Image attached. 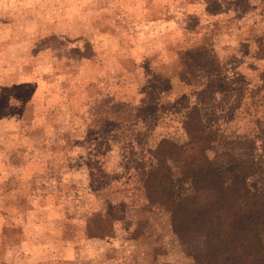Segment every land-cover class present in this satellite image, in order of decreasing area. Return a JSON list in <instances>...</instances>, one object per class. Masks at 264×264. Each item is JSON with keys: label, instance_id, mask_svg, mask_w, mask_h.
<instances>
[{"label": "rangeland", "instance_id": "rangeland-1", "mask_svg": "<svg viewBox=\"0 0 264 264\" xmlns=\"http://www.w3.org/2000/svg\"><path fill=\"white\" fill-rule=\"evenodd\" d=\"M263 9L0 0V264H189L175 244L154 257L143 229L169 237L172 225L136 184L154 167L167 180L170 156L184 172L213 135L240 160L228 177L209 171L213 186L246 211L228 184L244 168L264 188ZM159 140L162 167L148 158Z\"/></svg>", "mask_w": 264, "mask_h": 264}, {"label": "trees", "instance_id": "trees-1", "mask_svg": "<svg viewBox=\"0 0 264 264\" xmlns=\"http://www.w3.org/2000/svg\"><path fill=\"white\" fill-rule=\"evenodd\" d=\"M259 131L264 135L262 121L259 123ZM212 138L210 149H205L203 153L193 150L191 155L197 156L195 159L198 162L186 164L184 172L170 156L164 161L166 169L162 173L167 180L162 181L163 178L157 175L161 170L154 167L148 172L144 184L141 181L136 184L144 191L143 194L145 189L153 190V193L149 191L152 196L145 199L149 204L156 201L154 203L167 213L173 233L166 237L143 229L142 234H147L155 258L160 254H169L174 250L172 245L175 244L177 250L180 249L189 257V264H264V188L259 189L255 182L244 175V168L239 169L238 175L234 172L228 185L236 188L232 194L238 197L237 202L248 209L234 214L232 210L235 201L221 198L222 194L213 186L215 181L211 172L214 168H220L221 175L228 177L230 170H238L240 160L231 147L216 142L217 135ZM164 145L165 140H159L155 147H149V153L153 149V153L148 155L150 162H160L161 165L164 149H167V146L162 149ZM216 172H213V176H218ZM185 175L190 178H184ZM176 182L184 183V187L176 188ZM222 189V192L231 191L226 185ZM129 190L134 192L137 188L132 187ZM131 213L132 209H126V215L130 222L136 221V227L148 225L142 224L141 220L149 221V218L134 219ZM253 233L257 235L258 245L254 242ZM69 234L66 232L68 237ZM149 236H153L152 242Z\"/></svg>", "mask_w": 264, "mask_h": 264}]
</instances>
